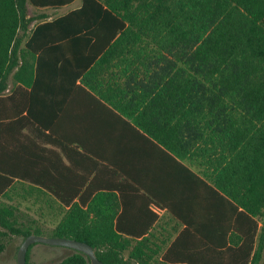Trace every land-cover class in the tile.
<instances>
[{"label": "trees", "instance_id": "trees-1", "mask_svg": "<svg viewBox=\"0 0 264 264\" xmlns=\"http://www.w3.org/2000/svg\"><path fill=\"white\" fill-rule=\"evenodd\" d=\"M26 1L56 7L73 0H0V251L7 233L22 238L46 233L87 242L103 264L147 263L149 254L136 247L129 250L131 238L121 232L141 234L155 213L147 210L145 222L129 229L128 205L121 193L119 213L117 199L97 211L103 192H96L82 207V197L70 201L80 182L66 189L59 180L79 166L77 159L85 164L81 180L103 159L125 181L135 182V189L149 192L128 168L138 146L142 152L138 155L154 147L167 157L163 164L169 172L167 181L177 184V193L159 196L146 191L145 204L154 198L186 228L208 240L194 218L199 216L203 223L216 213L217 226L233 232L232 245L223 249L226 264H257L260 259L263 264L264 0H79L77 6L50 18L44 12L28 14ZM57 44L68 50L63 53ZM110 51L128 52L132 56L121 60H137L145 68L158 66L149 74L154 82L160 80L162 67L174 105L167 135L155 136L145 123L119 117L120 122H113L114 133L99 136L103 153L60 137L51 120L63 98L71 96L72 87L103 104L102 90L86 77L94 58L99 54L97 60H102ZM81 73L89 90L72 85ZM56 75L66 88L52 91L43 86L44 80ZM9 78L16 85L5 92ZM92 88L100 99L90 92ZM95 125L100 130L111 128L100 119ZM72 142L76 144L68 146ZM46 143L58 146L61 153ZM69 149L78 156H71ZM189 165L199 167L193 171ZM27 197L34 200L26 201ZM21 202L36 205L40 219L21 212ZM140 219L144 217H138L136 224ZM202 223L199 226L206 227ZM177 239L164 251L163 260L194 264L193 252L175 248ZM26 258L27 248L24 264ZM55 264H89V260L74 249Z\"/></svg>", "mask_w": 264, "mask_h": 264}, {"label": "crops", "instance_id": "crops-1", "mask_svg": "<svg viewBox=\"0 0 264 264\" xmlns=\"http://www.w3.org/2000/svg\"><path fill=\"white\" fill-rule=\"evenodd\" d=\"M61 42H64V40L61 39ZM57 46H60L59 48L63 53L68 50L65 49L66 45L64 44H57ZM130 56L132 55L128 52L110 51L102 60H97L99 54L94 58V61L88 66L91 69L86 79L90 85L102 90L106 100L100 99L93 88L90 92L99 98L104 105L88 99L81 89L72 87L71 96L63 98L61 106H59L60 109L51 120V122L57 124L55 128L61 132V135L59 134L60 137L64 139L71 138L76 142L87 144L95 150L103 152L99 150V136L103 134L102 132L106 131L114 133L115 125L113 122H120L119 117L131 123L133 121L145 123L155 136L163 137L167 135L171 113L170 106L174 105V103L169 98V87L163 83L162 67L160 69V80L154 82L152 77H149V74L158 71V66L145 68L137 60L133 62L121 60L123 57ZM160 65H162V61H160ZM52 72L54 73L55 71ZM83 74H79L74 79L72 85L78 84L89 90L88 86L82 81ZM64 82L56 75L54 78L49 77L47 80H44L43 86L52 91H59L67 87V83ZM5 90L7 91V88ZM57 94L58 92H56V97ZM176 116H178L177 113ZM99 119L105 124V127L111 128L104 130L103 127L100 130L95 125ZM90 123H93L94 126H89ZM149 137L152 138L151 136ZM75 144V142H72L68 146L72 147ZM45 145L60 152L58 146L51 143H46ZM76 149L81 150L78 145H76ZM105 151L108 152V148ZM68 152L73 157L78 156L70 149ZM143 152V155H138V153H142L141 148L135 146L134 155H132L128 168L149 189V192L144 187L135 189V182H132V180L125 181V178L103 159L97 160L93 164V167L88 174H85L86 176L83 180L79 179V174L84 173L85 164H81L79 159H77L79 166H75L68 176L59 180L62 181L66 189H70V187L78 185V182H80L76 194L72 196L70 201L78 202L79 197H82L84 200L82 207H85L96 192H103L95 207L97 211L102 210V205L108 201L114 202L117 199L118 207L116 213H119L121 210L119 199L121 193L123 201H126L128 205L125 215L129 219V223L127 222L129 229H135L141 226L142 222H145L147 210L155 213V217L150 225L141 234L131 236L130 230L121 232V234L131 238L128 244L129 250L136 247V250L142 249L149 254L147 263L145 264H151L153 261H158L161 264H170V262L163 260L162 254L170 243L174 241L176 236L178 239L175 248L182 252L189 250L193 252L194 264H226V255L223 249L227 245H232L231 238H233V232L231 228L227 230L225 227L217 226L216 213H210L203 219V223L206 225L203 228L199 226L202 223V221L199 222L201 220L200 217L194 218L199 231L209 235L208 240L207 238L198 236L193 229L186 228L165 206L154 202V198L145 204L144 196L149 195L150 191L159 196L164 195L167 191L177 193V184L167 181L169 179V172L163 166L167 157L159 153L154 147H149L146 150L143 149ZM61 156L63 157V161L68 163L62 154ZM183 163L187 164L185 161ZM196 166L189 165L193 171L196 170ZM18 190L20 191V188ZM66 191L64 194L68 193ZM52 197L58 201L55 196ZM30 200H34L33 197L26 198V201ZM40 200L42 201V199ZM68 206L69 204H66L64 208L66 209ZM141 216L144 217V220L140 219L139 224H136L138 217ZM140 239L142 241L138 242ZM211 241L215 242V245ZM207 245H211V250L207 249ZM134 263L136 264V261ZM257 264H262L261 259Z\"/></svg>", "mask_w": 264, "mask_h": 264}, {"label": "rangeland", "instance_id": "rangeland-1", "mask_svg": "<svg viewBox=\"0 0 264 264\" xmlns=\"http://www.w3.org/2000/svg\"><path fill=\"white\" fill-rule=\"evenodd\" d=\"M79 3V0H73L70 3L61 5V6H35L26 1L27 13L28 14H37L40 12L46 13L48 16L46 18L53 17L55 15L61 14L64 11L76 6ZM37 19H34L32 24L35 23ZM30 24V26H32ZM15 83L9 78L7 82V91H11L15 87ZM6 91V90H4ZM6 91V92H7ZM26 205H29V208H25ZM36 205H31V203L21 202L19 203L20 211H25L27 215L31 217L39 218L40 210H35ZM46 235V233H44ZM22 237L20 235H15L7 233L3 236L4 247L0 251V264H15V251L20 243ZM74 249L71 247L63 245H54L44 242H32L27 247V264H55L65 255L71 253ZM151 264H161L158 261H153Z\"/></svg>", "mask_w": 264, "mask_h": 264}, {"label": "water", "instance_id": "water-1", "mask_svg": "<svg viewBox=\"0 0 264 264\" xmlns=\"http://www.w3.org/2000/svg\"><path fill=\"white\" fill-rule=\"evenodd\" d=\"M36 241L44 242L48 244L63 245V246L71 247L75 250H78L84 253L88 257L89 264H103L96 257L91 245L85 241L74 239L71 237L44 235V234H38V233H28L21 239L15 251V264L25 263V252H26L27 246L30 243L36 242Z\"/></svg>", "mask_w": 264, "mask_h": 264}]
</instances>
